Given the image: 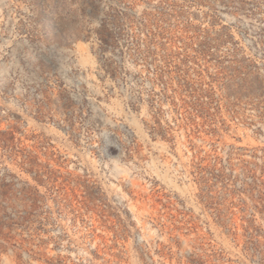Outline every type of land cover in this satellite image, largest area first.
<instances>
[{
    "label": "rangeland",
    "instance_id": "374dc122",
    "mask_svg": "<svg viewBox=\"0 0 264 264\" xmlns=\"http://www.w3.org/2000/svg\"><path fill=\"white\" fill-rule=\"evenodd\" d=\"M0 264H264V0H0Z\"/></svg>",
    "mask_w": 264,
    "mask_h": 264
},
{
    "label": "trees",
    "instance_id": "16d2710c",
    "mask_svg": "<svg viewBox=\"0 0 264 264\" xmlns=\"http://www.w3.org/2000/svg\"><path fill=\"white\" fill-rule=\"evenodd\" d=\"M3 225H6V224L0 220V234L3 232V231H2V227H3Z\"/></svg>",
    "mask_w": 264,
    "mask_h": 264
}]
</instances>
